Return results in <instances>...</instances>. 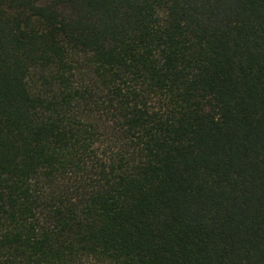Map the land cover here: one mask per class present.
<instances>
[{
	"label": "trees",
	"instance_id": "obj_1",
	"mask_svg": "<svg viewBox=\"0 0 264 264\" xmlns=\"http://www.w3.org/2000/svg\"><path fill=\"white\" fill-rule=\"evenodd\" d=\"M0 264H264V0H0Z\"/></svg>",
	"mask_w": 264,
	"mask_h": 264
}]
</instances>
